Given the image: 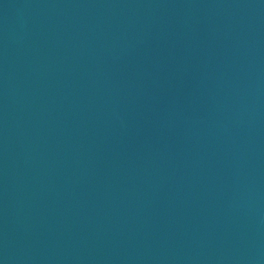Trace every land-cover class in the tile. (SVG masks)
Returning a JSON list of instances; mask_svg holds the SVG:
<instances>
[{
	"label": "water",
	"instance_id": "obj_1",
	"mask_svg": "<svg viewBox=\"0 0 264 264\" xmlns=\"http://www.w3.org/2000/svg\"><path fill=\"white\" fill-rule=\"evenodd\" d=\"M0 264H264V0H0Z\"/></svg>",
	"mask_w": 264,
	"mask_h": 264
}]
</instances>
